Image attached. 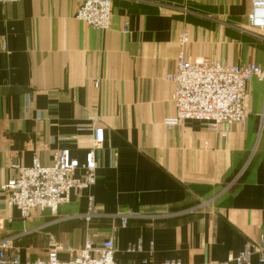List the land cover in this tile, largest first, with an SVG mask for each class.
Returning a JSON list of instances; mask_svg holds the SVG:
<instances>
[{
	"label": "crops",
	"instance_id": "1",
	"mask_svg": "<svg viewBox=\"0 0 264 264\" xmlns=\"http://www.w3.org/2000/svg\"><path fill=\"white\" fill-rule=\"evenodd\" d=\"M80 2H0V240H11L18 264L45 260L52 242L78 251L90 235L95 245L112 238L116 264H207L264 247V83L247 82L248 114L226 136L197 120L163 123L175 114L164 75L180 50L264 68L251 0H112L106 30L75 17ZM94 128L102 143L90 188L54 213L22 217L7 205L13 165L34 156L48 165L59 149L82 163ZM89 194L96 211L86 219Z\"/></svg>",
	"mask_w": 264,
	"mask_h": 264
},
{
	"label": "built area",
	"instance_id": "2",
	"mask_svg": "<svg viewBox=\"0 0 264 264\" xmlns=\"http://www.w3.org/2000/svg\"><path fill=\"white\" fill-rule=\"evenodd\" d=\"M14 1L0 0L1 3ZM75 17L93 29H106L111 17V0H81ZM247 18L249 30L264 31V0H251ZM188 38L186 31L178 34V45L183 47ZM165 78L172 84L171 98L175 107V115L163 122L168 128L183 120H197L221 136H226L232 124L245 120L249 101L247 82L254 79L264 83V68L255 63L225 64L205 57L187 60L180 50L174 70L167 73ZM95 140H102L101 129H97ZM12 167L16 173L2 184L1 189L6 194L7 205L16 207L22 217L33 210L47 209L54 213L60 204L69 201L72 189L89 188L95 181L96 163L92 152L87 153L82 163L72 159L67 150H62L54 154L49 165H42L34 158L30 166L15 164ZM77 170L82 171L79 176L76 175ZM92 201V196H89L87 219L96 211ZM125 224L123 215L121 226ZM12 246L10 239L0 240V264L19 263L18 257L12 253ZM62 250L73 254L66 260H60L58 253ZM128 250H139V244ZM113 253L111 237L95 245L90 235L78 251L68 244L52 242L47 250V258L36 260L34 264H116ZM252 254L258 255L260 262L263 261L264 247L246 246L224 261L207 264H247ZM162 264L180 263L172 260Z\"/></svg>",
	"mask_w": 264,
	"mask_h": 264
},
{
	"label": "rangeland",
	"instance_id": "3",
	"mask_svg": "<svg viewBox=\"0 0 264 264\" xmlns=\"http://www.w3.org/2000/svg\"><path fill=\"white\" fill-rule=\"evenodd\" d=\"M111 6H112V0H111ZM108 27H109V26H108ZM106 29H107V28H106ZM106 29H103V30H106ZM126 29H127V28H125V30H126ZM177 55H178V54H177ZM173 70H174V69H173ZM173 70H172V71H173ZM172 71H170V72H172ZM167 73H169V72H167ZM167 73H166V74H167ZM166 74H165V75H166ZM165 75H164V78H165ZM165 79H166V78H165ZM167 81H168V80H167ZM94 85H95L96 87L98 86V81H97V80L94 81ZM171 91H172V90H171ZM171 99H172V98H171ZM172 102H173V100H172ZM173 105H174V103H173ZM174 108H175V107H174ZM174 115H175V114H174ZM174 115H173V116H174ZM173 116H169V117H166V118H171V117H173ZM166 118L163 119V122H164V120H165ZM183 121H184V120H183ZM181 122H182V121H181ZM179 123H180V122H179ZM179 123H178V124H179ZM164 125H165V124H164ZM176 125H177V124H176ZM165 126H166V125H165ZM174 126H175V125H174ZM166 127H167V126H166ZM172 127H173V126H172ZM172 127H171V128H172ZM167 128H168V127H167ZM97 129H101V128H94V132H93V142H94V145H93V148H92L91 150L88 151V152H92V153H93V157H94L95 163H96L95 150L98 149L99 146H100V144L102 143V140H101L100 142H97V141L95 140V136H96V131H97ZM101 130H102V129H101ZM94 140L96 141V143H95ZM62 150H67V149H59V150H56V151L53 152L52 157H51V161H50L49 164H51V162L53 161V156H54V154L57 153V152H60V151H62ZM67 151H68V150H67ZM88 152H87V153H88ZM68 153H69V151H68ZM87 153H86V155H87ZM86 155H85V158H86ZM69 156H70V154H69ZM34 158H37V157L34 156L33 159H34ZM33 159H32V162H33ZM37 159H38V158H37ZM72 159H74V158H72ZM75 160H76V159H75ZM38 161H39V160H38ZM83 162H84V161H83ZM39 163H40V162H39ZM80 163H81V162H80ZM31 164H32V163H31ZM40 164H41V163H40ZM49 164H48V165H49ZM42 165H43V164H42ZM29 166H30V165H29ZM45 166H46V165H45ZM96 168H97V166H96ZM96 168H95V178H96ZM81 173H82V171H78V172L76 171V175H77V176H79V174H81ZM94 182H95V181H94ZM93 184H94V183H93ZM93 184H92V185H93ZM92 185H91V186H92ZM91 186H90V187H91ZM90 187H89V188H90ZM83 189L85 190V189H88V188H74V189L71 190V192H72L73 190H83ZM70 196H71V193H70ZM89 196H91V195L89 194V195L87 196V207H86L87 210H86V212L88 211V208H89V202H88V201H89ZM92 198H93V197H92ZM69 200H70V199H69ZM66 203H67V202H66ZM63 204H64V203H63ZM92 204L94 205V200L92 201ZM60 205H61V204H60ZM60 205H59V206H60ZM8 206H9V205H8ZM59 206H58V207H59ZM94 207H95V205H94ZM94 213H95V212H94ZM92 214H93V213H92ZM25 217H27V216H25ZM85 218L87 219L86 216H85ZM12 245H13V244H12ZM12 247H13V246H12Z\"/></svg>",
	"mask_w": 264,
	"mask_h": 264
}]
</instances>
